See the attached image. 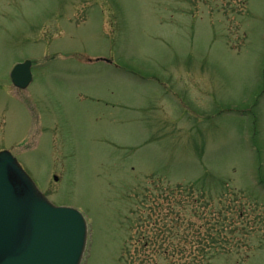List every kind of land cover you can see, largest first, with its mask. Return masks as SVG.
I'll use <instances>...</instances> for the list:
<instances>
[{"label":"rangeland","instance_id":"rangeland-1","mask_svg":"<svg viewBox=\"0 0 264 264\" xmlns=\"http://www.w3.org/2000/svg\"><path fill=\"white\" fill-rule=\"evenodd\" d=\"M5 149L83 264H264V0H0Z\"/></svg>","mask_w":264,"mask_h":264},{"label":"water","instance_id":"water-1","mask_svg":"<svg viewBox=\"0 0 264 264\" xmlns=\"http://www.w3.org/2000/svg\"><path fill=\"white\" fill-rule=\"evenodd\" d=\"M32 66L13 68L17 88L32 83ZM89 234L80 210L53 204L12 152L0 151V264H83Z\"/></svg>","mask_w":264,"mask_h":264},{"label":"trees","instance_id":"trees-1","mask_svg":"<svg viewBox=\"0 0 264 264\" xmlns=\"http://www.w3.org/2000/svg\"><path fill=\"white\" fill-rule=\"evenodd\" d=\"M227 219V218H226ZM198 229H201V228H198ZM220 232H218L217 234H219ZM211 235V234H210ZM214 237L210 236V239H208L207 241V244L210 245L209 246V249H212V246H216V245H221L219 240H217L216 238V235H213ZM220 236V234H219ZM216 239V240H215ZM202 239H200L199 241L201 242ZM226 243H228V240L225 241ZM222 243V242H221ZM241 243V242H240ZM210 257V258H209ZM205 259H206V264H209V259H211V256L209 254H206L205 256Z\"/></svg>","mask_w":264,"mask_h":264}]
</instances>
